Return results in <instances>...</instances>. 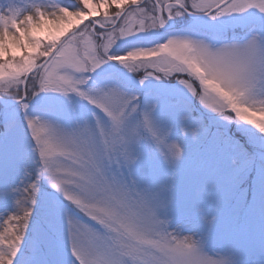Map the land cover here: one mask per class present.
Listing matches in <instances>:
<instances>
[{
  "label": "snow or ice",
  "instance_id": "obj_1",
  "mask_svg": "<svg viewBox=\"0 0 264 264\" xmlns=\"http://www.w3.org/2000/svg\"><path fill=\"white\" fill-rule=\"evenodd\" d=\"M79 3L0 0V264H264V0Z\"/></svg>",
  "mask_w": 264,
  "mask_h": 264
},
{
  "label": "rangeland",
  "instance_id": "obj_2",
  "mask_svg": "<svg viewBox=\"0 0 264 264\" xmlns=\"http://www.w3.org/2000/svg\"><path fill=\"white\" fill-rule=\"evenodd\" d=\"M62 3H64V4H75L78 7L81 6L80 3H79V0H62ZM150 6L151 5H149V7ZM104 11H105V9L101 8L100 9V16L92 15V16L86 18L83 23H89L90 21L88 19H92V20L93 19H103V13H104ZM108 11H109L110 14H114L115 11H116V8L113 6L112 8L108 9ZM73 26L75 27L76 24L73 23ZM79 27H83V24L79 25ZM29 87H31V84H29ZM195 159H196V157L194 156V161H195Z\"/></svg>",
  "mask_w": 264,
  "mask_h": 264
},
{
  "label": "bare ground",
  "instance_id": "obj_3",
  "mask_svg": "<svg viewBox=\"0 0 264 264\" xmlns=\"http://www.w3.org/2000/svg\"><path fill=\"white\" fill-rule=\"evenodd\" d=\"M73 23H76L75 21H73ZM40 35H43V33H41Z\"/></svg>",
  "mask_w": 264,
  "mask_h": 264
},
{
  "label": "water",
  "instance_id": "obj_4",
  "mask_svg": "<svg viewBox=\"0 0 264 264\" xmlns=\"http://www.w3.org/2000/svg\"><path fill=\"white\" fill-rule=\"evenodd\" d=\"M89 21H91L92 19H88ZM76 24V23H75Z\"/></svg>",
  "mask_w": 264,
  "mask_h": 264
}]
</instances>
